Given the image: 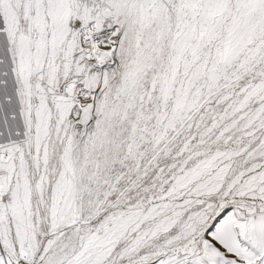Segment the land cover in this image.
<instances>
[{
    "label": "snow or ice",
    "instance_id": "6c2138e0",
    "mask_svg": "<svg viewBox=\"0 0 264 264\" xmlns=\"http://www.w3.org/2000/svg\"><path fill=\"white\" fill-rule=\"evenodd\" d=\"M0 264H264V0H0Z\"/></svg>",
    "mask_w": 264,
    "mask_h": 264
}]
</instances>
